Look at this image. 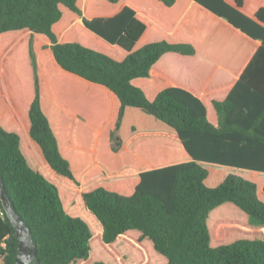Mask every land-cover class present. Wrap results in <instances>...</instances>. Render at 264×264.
Masks as SVG:
<instances>
[{"label": "trees", "instance_id": "trees-1", "mask_svg": "<svg viewBox=\"0 0 264 264\" xmlns=\"http://www.w3.org/2000/svg\"><path fill=\"white\" fill-rule=\"evenodd\" d=\"M262 76L264 0H0V174L39 264H264Z\"/></svg>", "mask_w": 264, "mask_h": 264}, {"label": "water", "instance_id": "water-1", "mask_svg": "<svg viewBox=\"0 0 264 264\" xmlns=\"http://www.w3.org/2000/svg\"><path fill=\"white\" fill-rule=\"evenodd\" d=\"M0 202L2 209L10 221L16 236V264H39L36 254V246L27 224L17 213L13 202L7 195L3 178L0 174Z\"/></svg>", "mask_w": 264, "mask_h": 264}, {"label": "rangeland", "instance_id": "rangeland-1", "mask_svg": "<svg viewBox=\"0 0 264 264\" xmlns=\"http://www.w3.org/2000/svg\"><path fill=\"white\" fill-rule=\"evenodd\" d=\"M134 147L136 150L141 152V154H145L146 156H151L152 153H154V147L152 142H140V141H135L134 142Z\"/></svg>", "mask_w": 264, "mask_h": 264}, {"label": "crops", "instance_id": "crops-1", "mask_svg": "<svg viewBox=\"0 0 264 264\" xmlns=\"http://www.w3.org/2000/svg\"><path fill=\"white\" fill-rule=\"evenodd\" d=\"M258 44H263V41H257ZM256 83H262L264 84V76L260 77V78H257L255 80ZM254 88V87H253ZM257 89H261L262 92L264 93V85L262 86H257Z\"/></svg>", "mask_w": 264, "mask_h": 264}]
</instances>
